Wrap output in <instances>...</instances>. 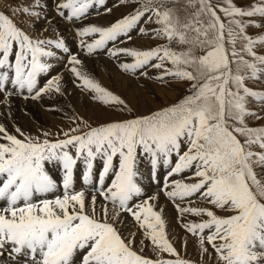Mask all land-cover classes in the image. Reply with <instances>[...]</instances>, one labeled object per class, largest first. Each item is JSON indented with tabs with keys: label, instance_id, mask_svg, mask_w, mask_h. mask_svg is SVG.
<instances>
[{
	"label": "snow or ice",
	"instance_id": "obj_1",
	"mask_svg": "<svg viewBox=\"0 0 264 264\" xmlns=\"http://www.w3.org/2000/svg\"><path fill=\"white\" fill-rule=\"evenodd\" d=\"M119 2L139 7L110 26L78 29L80 47L88 54L106 49L113 58L121 54L133 57V63L120 64L126 72L145 67L161 69L166 61L170 62L174 70L165 69L157 78L171 75L189 81L191 93L149 114L88 126L86 132L71 134L80 131L77 126L71 133H64L65 139L55 142L24 136L17 129L24 137L19 139L0 125V138L7 141L0 143V201H6V206L0 208V257L8 258L0 264H20L21 257L25 258L24 264H74V257L81 251L85 252L82 264H191L179 258L166 238L161 214L148 200L128 206L141 193L135 179L137 149L150 157L154 177L161 161L170 167L165 189L174 202L198 196L207 203L205 207L176 203L182 217H206L183 224L188 232L199 236L202 254L208 252L206 242L215 251L218 264H264V127H249L245 119L256 115L246 107L248 97L264 104V91L245 83L264 72V55L254 50L256 45H264V35L249 36L245 31L248 25H261L244 19L264 18V0H257L247 9L236 6L233 0H185V9L193 11L184 22L167 7L178 0ZM105 4L106 0H61L57 11L65 19L80 20L91 8ZM39 5L40 0H35L31 7L17 5L10 13L0 11V90L10 80L17 90L34 93L32 99L53 91L61 93L60 76L48 79L42 87L38 84V76L53 67L44 58L56 56L51 50L54 46L69 53L71 73L83 88L94 93L93 99L131 112L124 99L81 70V60L70 53L63 39L33 38L18 26L16 15L39 18L40 12L35 10ZM141 21L159 25L152 34L166 38L168 44L147 50L108 47L122 36L130 40L137 28L140 34H146V28L139 26ZM238 40L242 41L239 49ZM173 42L188 48L174 51L170 47ZM245 54L252 60L245 59ZM153 59L157 62L151 63ZM70 148L75 149V155ZM117 156L118 170L114 165ZM173 156L176 160L171 166ZM97 158L103 162L98 174L99 196L130 213L153 245L176 259L153 261L140 255L133 248L134 240L122 237L113 223L119 216L115 207L111 217L106 204L98 213L96 195L89 203L83 191H70L78 160L86 166L84 182L91 184ZM45 161L62 165L63 195L33 202L36 194L57 190L56 181L45 171ZM186 170H193L191 178L195 182L170 179ZM110 173L114 178L104 187ZM216 209L227 214L218 215ZM131 235L134 238L135 233Z\"/></svg>",
	"mask_w": 264,
	"mask_h": 264
},
{
	"label": "rangeland",
	"instance_id": "obj_2",
	"mask_svg": "<svg viewBox=\"0 0 264 264\" xmlns=\"http://www.w3.org/2000/svg\"><path fill=\"white\" fill-rule=\"evenodd\" d=\"M0 1H1L0 11H4L5 13H10V9L17 5L25 4L31 7L35 4V0H18V1L11 0V1H7L8 3L4 2L3 0H0ZM60 1L61 0H49V4H51L50 5L51 7L49 6V10H51L53 16L51 17L43 16L42 20L46 22L47 24L52 23L53 17L61 19V21L64 20V23H66L69 27V30L67 31L68 34L66 33L67 35L66 37H63L59 33V31H52L51 34L47 36L46 35L37 36L35 34L37 32L33 30H32L33 32L31 33L28 30V28H31L32 23H33L32 18L34 17H29L27 14L18 13L15 17V20L18 26H20L21 29L25 30L33 38H40V39L44 38V39H53V40L62 38L65 42V45L69 48L70 52L75 50L73 48H76L75 39H74L75 36H77L79 40L81 39L77 35V31H76V29H79V27L80 28L86 27L87 23L89 25H96V26L104 27L105 25L115 20L121 19L123 16L132 13L135 10V8L139 7V4L129 3L126 5H122L120 4L119 0H106L107 4L112 7L111 12H107L103 15H100L99 17L95 19L87 17L88 20L86 21L84 20L85 24L83 25V23H81L79 20L78 21L68 20V19L66 20L64 17L60 18L61 17L60 15L54 14V10L57 11V5ZM53 2L54 3L56 2L55 6ZM117 2L119 3L116 4ZM217 2L218 0H213V3H217ZM256 2L257 0H240V2L239 0H233V3L236 6L241 7L243 9L249 8L252 4ZM41 7L43 6L41 5ZM52 7H53V11L51 9ZM167 7L172 8L174 10L175 15L179 17L181 22H184L185 19L193 11V9L191 8L185 9V0H178V2H171L167 5ZM37 9L39 8L36 7L35 10L37 11ZM64 11H65V14L67 15V11L66 10ZM244 19L245 20L251 19L255 21L257 24L261 25V27H255L254 25H251V24L248 25L245 31L249 36L256 38L259 35H264V18H261L259 16H254L251 18L245 17ZM139 26L146 28L147 30L146 34H140L138 29L133 30L131 32V39L130 41H128L127 44L123 45L124 48L147 50L150 48L157 47L159 45L168 44V41L166 38L164 37L157 38L152 34V29L159 27V25L155 24L154 22L145 24L144 21H141ZM241 46H242V41L238 40L236 47L239 49ZM120 47L122 46L117 45L115 48H120ZM170 47L174 51H177V52L186 51L188 48L187 45H179L175 42L171 43ZM51 50L56 52V56L50 57V60H51L50 62L47 61V63H50L51 65H53L52 69L50 70V73L48 74H56L58 76L61 73L60 71L61 70L63 71L61 63L65 59V54L67 53L56 51L55 48L54 49L52 48ZM254 50L257 52L258 55H264V45H256ZM80 52L83 53V51H79V53H77L76 55L77 57L86 56L85 58L88 57L89 59H93V61H91V63L83 69L81 67L82 65H80L79 67L81 68V70L87 73L90 78L94 79L102 87L106 88L107 90L113 92L116 95H119L122 99H124L128 108H130L132 111L131 112L120 111L118 106L109 107L108 105H105L102 102L93 99L94 93L91 90L85 89L81 86V83H78V82L74 83L73 81L72 83L73 87L76 89H80V90L82 89V91L80 92L84 93L85 95V96H82L83 99H80L81 101L79 100L78 103L69 101L68 98L67 99L64 98V96L62 95V92L56 93L53 91L51 93H47L46 95H51V96H47L45 99L51 97L50 99L54 100L53 96L54 95L56 96L55 104L52 105L53 106V111L51 113L52 118L51 117L49 118L48 116L44 117L36 113V119H34L35 121L34 123H35V126L36 125L37 126L33 130H28V129L26 130L21 125H19V123L17 122L11 123V125H5V124L4 126L2 125L6 129L8 134L15 135L17 136V138L23 139L24 137L20 136V133L17 132V129H20L24 133V136L29 137L31 135V138H39L41 141L47 138L51 142H55L56 140H59V139H65L66 137L64 136V133L65 132L71 133V130L73 128H76L77 126H79L80 131L76 133H71V134L78 135V134H81L82 132H86L88 130V126L95 127V126H98L100 124H104L107 122L119 121L122 119L132 118L134 115L149 114L150 112L158 110L162 107L175 104L179 102L181 99H183L185 96L191 93V82L189 81H185V80L179 79L171 75L163 76L162 79L157 78L163 74L165 69L174 70V66L170 62L166 61L165 68H161V69L145 67L143 69H137L134 72L132 71L126 72L120 68V64L123 61H124L123 63H133L134 58L131 56H128L127 58L122 56V61H119L117 58H113L109 54H105V53H96V54L87 53L88 54L87 55L84 53L82 54ZM196 54H199V50L196 51ZM99 58H104L105 60H107L108 63L104 62L103 60H100ZM245 59L252 60V57L245 54ZM153 62L156 63L157 61L155 60ZM70 67L71 65L68 62L65 68L67 69V73L69 75L72 74L70 71ZM261 67H264V66H261ZM232 68H233V71L235 72L236 65L233 64ZM111 69L114 70V72ZM141 70L145 71L147 75H142L140 73ZM114 76H117L118 78ZM258 77L259 78L257 79L249 78L245 81V83L251 89H254L257 91H264V78L260 77V73L258 74ZM8 82H5V84H8ZM172 90L173 91L175 90V91L173 92ZM53 93L55 94L53 95ZM60 95H61L62 100L61 99L58 100V97ZM3 96L7 97V93H4ZM9 96L17 97V96H22V95L17 94V93L15 95L14 93H12ZM247 99L250 102L247 101L246 107L249 109V111L255 112L256 115L247 116L245 118L246 123L248 124L249 127H252V128L264 127V124H261L258 122L260 118H264V104H262L260 101L252 97H248ZM82 100L84 101L82 102ZM257 117H260V118H257ZM45 133L48 134L46 137L44 135ZM0 142L6 143L7 141L0 138ZM254 148H256V150H259L258 146H254ZM69 150L75 153L74 148H70ZM140 151H141L140 149H137V153ZM97 159L99 161L101 160L100 158H97ZM117 161H118V157H114V164H116ZM47 164H48V161L46 165ZM83 165L85 164L83 163ZM158 167H162V165H158ZM259 170L260 169H257L258 173H260ZM148 171H149V166H148ZM180 177H183V176L180 175ZM110 179H112V177ZM135 179L136 180L139 179L141 181V183L137 182V184L139 185H141L142 182H146L150 184L149 179H148V173H144L142 174V176L141 174L137 175ZM73 180H74V177H73ZM187 180H188L187 178L186 179L183 178V181L188 182ZM191 180L192 182H195L192 178ZM98 186L99 185H97L96 187L97 189L99 188ZM89 187H88L89 189L91 188L96 189L94 188V186L89 185ZM73 189L74 188H72V191H82V189L80 190L79 189L73 190ZM87 190L86 192L88 193V195L85 194V197H87L86 201L90 203L91 198H89V196H91L93 193L89 195V192L91 193V191H87ZM153 192L154 194H156V198L154 200L152 199L150 201V204L153 206L155 211L161 214V217L165 222L166 238L172 243V245L176 249V252L178 253V256L182 258H187L186 259L187 261L191 260L190 262L194 261L199 264L201 263L218 264L216 255L210 250L212 249V247L210 245H207V243L205 242V246L208 248V252L202 254L199 240H196L193 237L188 236L177 226V221H176L177 216L174 210V205L173 204L168 205L166 200L161 195H159L158 192L155 191V188ZM187 201H189V199L183 200V202H187ZM101 203L102 205L106 204L109 210L114 209L113 206L107 203H104L97 197L96 207H97L98 213L101 207ZM195 204L200 207L208 206V205H204L200 203L198 204L195 203ZM4 206H6V204ZM4 206H0V207H4ZM215 211L217 212L218 215L227 214L226 212H223L218 209H216ZM119 214L121 216H124V219L129 220L125 212L123 213L119 211ZM109 216L111 217L110 214ZM187 219H190V216H188L187 218L185 217L184 220L186 221ZM202 219H205V218L203 217ZM192 220L193 222H196L195 219H192ZM129 223H130V220L129 222H127V227H126L125 232H122L119 226L117 225L115 226L120 231L122 237H124L126 240H134L133 248L135 251H137L140 255L148 259H151L153 261L160 260L162 258H165V259L171 258L172 254H169L167 252H162L160 251L158 247L153 245L151 239H149L145 235V230L144 231L138 230V228L135 226L134 223L133 224L132 223L129 224ZM132 233H135L134 238L131 235ZM84 253L85 252L81 251L74 257V264H81L82 256ZM77 260L79 261V263L77 262ZM0 262H4L3 258H0Z\"/></svg>",
	"mask_w": 264,
	"mask_h": 264
},
{
	"label": "bare ground",
	"instance_id": "obj_3",
	"mask_svg": "<svg viewBox=\"0 0 264 264\" xmlns=\"http://www.w3.org/2000/svg\"><path fill=\"white\" fill-rule=\"evenodd\" d=\"M4 2L7 1H11V0H3ZM18 1V0H17ZM1 2V1H0ZM22 2V1H20ZM25 2V1H24ZM61 2V1H60ZM240 2V0H239ZM242 2V1H241ZM8 3V2H7ZM29 3V2H28ZM54 3V2H53ZM56 3V2H55ZM54 3V6H55ZM25 5V4H24ZM41 5L43 7H41ZM51 4H49V0H40V5H39V9H37L38 12H40V17L39 18H32V26L31 28H28V30L32 33L33 31L37 32L35 33L37 36H42V35H50L52 31H59V33L63 36L66 37V33L69 30V27L66 23H64V20L61 21V19L58 18H54L52 20V23L47 24L46 22H44L42 20L43 16H53L51 10H49V6ZM51 7V6H50ZM67 11V10H66ZM57 17V16H56ZM62 18V17H60ZM18 20V19H17ZM25 20V19H24ZM75 20V19H74ZM76 21V20H75ZM78 21V20H77ZM77 23V22H76ZM73 24V23H72ZM78 24V23H77ZM82 25V24H81ZM84 25V23H83ZM28 26V25H27ZM74 26V25H73ZM79 27V26H78ZM82 27V26H81ZM26 28V29H27ZM76 28V27H75ZM80 28V27H79ZM73 29V28H72ZM81 29V28H80ZM33 30V31H32ZM77 30V29H76ZM29 32V33H30ZM249 32V31H248ZM59 34V35H60ZM68 34V33H67ZM58 35V34H57ZM56 35V36H57ZM71 35V34H70ZM139 38V37H138ZM44 39V38H42ZM62 39V38H61ZM68 40V39H67ZM67 43V42H66ZM71 43V42H70ZM73 44V43H72ZM69 45V44H67ZM74 49V48H73ZM74 51V50H73ZM79 53V52H78ZM82 53V52H80ZM84 53V52H83ZM82 53V54H83ZM85 54V53H84ZM67 54H65L66 56ZM80 55V54H79ZM88 55V54H87ZM122 56L127 58V55L121 54L117 59L119 61H122ZM86 57V56H85ZM78 57L79 59H81V67L82 69L85 68L87 65H89L91 63V61H93V59H89L88 57ZM100 60H103L104 62H107V60H105L104 58H99ZM124 62V61H123ZM122 62V63H123ZM108 63V62H107ZM112 63V62H111ZM110 65V64H109ZM110 68V66H109ZM63 71L61 70L60 72V76L61 77V88H62V95L64 96V98H68L69 101L72 102H76L78 103V101L80 99H83L82 96H85L84 93H81L80 91H82V89H76L73 87L72 83L74 81L80 83L76 77L74 76V74L69 75L67 73V69L62 68ZM91 69V68H90ZM112 70V69H111ZM114 72V70H112ZM50 73V72H49ZM57 73V72H56ZM59 74V73H58ZM57 76V75H56ZM117 77V76H114ZM260 77L264 78V72L260 73ZM118 78V77H117ZM116 80V79H115ZM119 80V79H118ZM45 84V83H44ZM79 85V84H78ZM12 86V87H11ZM174 86V84H173ZM176 87V86H175ZM12 91L14 93H24V90H19V91H14V85L10 82H8V84H5V89L4 90H0V125H11V123L17 122L19 123V125H21L24 129H28V130H33L36 126H35V121L34 119H36V113L44 116V117H51V113L53 111V104H55V100H56V96L54 95L55 93H53V99L51 100L49 98L45 99L47 96H51V95H46L43 94L41 96V98L39 99H30V98H23V96H17V97H12V96H7L6 98L3 96L4 93H8V91ZM173 91V90H172ZM175 91V90H174ZM173 91V92H174ZM160 92V91H159ZM176 93V92H175ZM12 94V93H11ZM161 94V93H160ZM163 94V93H162ZM16 95V94H15ZM85 98V97H84ZM61 99V95L58 97V100ZM62 100V99H61ZM64 101V99H63ZM81 101V100H80ZM84 100H82L83 102ZM248 101V99H247ZM57 102V101H56ZM250 102V101H248ZM80 103V102H79ZM250 104V103H249ZM56 110V109H55ZM38 115V116H39ZM40 117V116H39ZM52 118V117H51ZM42 119V118H41ZM39 120V119H38ZM46 120V119H45ZM48 121V120H47ZM261 124H264V118H260V120L258 121ZM39 125V124H38ZM101 161V160H100ZM100 161L98 159H96V162L94 161V166L98 165L100 163ZM83 160L80 159L78 160L77 164L78 166L83 165ZM148 161L147 160H142L140 158L137 157V164H136V170L137 175L142 176V174L144 173H148ZM158 167V166H157ZM59 168H60V163L57 161H52V162H48V164L45 166V171L54 179L56 180V178L59 176ZM84 172V170H83ZM96 172H94V176H96ZM260 172V170H259ZM82 173V172H81ZM75 174L73 175L74 180H73V186L72 188L75 189H82V188H86L89 189V185L86 184L84 182L83 179V174ZM262 176H264V174H261ZM112 176H107L106 182L104 184V187H107L108 185L111 184V180L110 179ZM96 179V178H95ZM2 181V179H0V182ZM136 182H140L141 181L138 179L136 180ZM144 190H151L153 191L155 186H153L151 183L148 184L146 182H142L141 184ZM92 186H94V188L97 187V180L93 182ZM89 187V188H88ZM72 191V189L70 190ZM63 189H61V187L57 186V190L55 191V193H46L45 195H49L50 197H55V195H63L62 194ZM86 195H88L87 192H85ZM92 194L89 192V195ZM93 195V194H92ZM89 196V198L92 197ZM35 198V197H34ZM87 199V197H86ZM6 203L5 202H0V206H4ZM102 205V203H101ZM112 209V208H111ZM158 209V207H157ZM166 209V207H165ZM161 210V209H160ZM164 211V210H163ZM166 211V210H165ZM109 214L112 216L113 215V210H109ZM127 222H129V220L124 219V216H121L119 214V216L116 218V220L114 221V223H116L115 225L119 226L122 232L126 231V227H127ZM131 223V222H130ZM129 223V224H130ZM82 255V254H81ZM80 256V255H78ZM3 258L4 261H7V256L4 257H0ZM22 259H25L23 257H21ZM82 261V260H81ZM77 262L79 263V261L77 260ZM21 264V262H20Z\"/></svg>",
	"mask_w": 264,
	"mask_h": 264
}]
</instances>
